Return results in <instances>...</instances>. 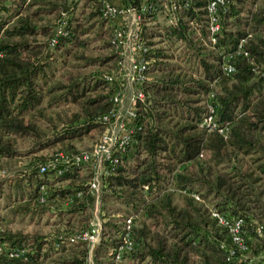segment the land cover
Segmentation results:
<instances>
[{"label": "trees", "instance_id": "16d2710c", "mask_svg": "<svg viewBox=\"0 0 264 264\" xmlns=\"http://www.w3.org/2000/svg\"><path fill=\"white\" fill-rule=\"evenodd\" d=\"M110 2L139 11L148 62L130 141L102 177L110 192L101 199L123 205L136 224L128 260L115 261L119 224L102 205L108 228L90 263L264 264L257 256L264 240L255 230L261 224L264 232V0L218 4L213 42L206 0ZM101 6L102 0H0L1 161L57 143L70 148L71 140L100 130L97 116L110 107L117 85L103 77L115 53ZM225 59L230 72L222 70ZM209 106L213 128L199 125ZM20 140L29 141L24 152ZM37 162L19 178L26 187L14 211L31 219L49 207L55 225L50 233L28 235L0 224L3 246H25L22 256L0 252V264H89L83 242L55 246L57 232L84 228L89 219L93 194L77 175L79 166L48 179L37 174ZM40 182L52 183L43 202ZM3 193L0 184L7 206ZM211 209L227 222L242 219L244 249Z\"/></svg>", "mask_w": 264, "mask_h": 264}, {"label": "built area", "instance_id": "2783aa9c", "mask_svg": "<svg viewBox=\"0 0 264 264\" xmlns=\"http://www.w3.org/2000/svg\"><path fill=\"white\" fill-rule=\"evenodd\" d=\"M223 0H206V8L209 17L210 40H215L214 32L219 28L217 21V6ZM102 14L110 20L111 23V43L118 59L127 58V64L123 65L118 60L117 72L125 78V82L130 86L129 101L123 110V83L121 80L116 81V76L112 72H104L103 77L111 81H116L117 85L110 94V107L101 112L97 119L101 122L103 128L99 133L96 141L88 149L80 150H63L57 149L50 153L43 160L37 162V174L48 179L62 174L65 170L71 169L73 166H92V175L86 181L87 188L90 192H97L102 177L108 173L113 164L117 161V155L124 151L126 144L130 141L132 132L131 120L133 119L134 107L137 100H141L144 96L142 84L145 80V67L148 59L145 57L147 46L141 39L140 13L133 7L123 6L112 3L108 0H102ZM56 32H62L60 26L56 27ZM54 37H51L49 44L52 45ZM240 42L236 46V52H241ZM222 70L230 72L233 66L226 59L223 62ZM212 108L209 106V113L206 114L199 125L208 128L216 127V122L211 114ZM222 132V128H217ZM51 176V177H50ZM52 183L40 182L37 187V200L43 202L48 193V187ZM80 190L75 195H79ZM197 198V195L193 193ZM217 223L226 225L231 234L232 240L242 249L245 248L243 240L239 235L241 218H235L232 222H227L223 214L218 213L214 209L210 210ZM103 226L100 220L94 216L88 222L86 227L73 230L70 232L60 230L57 232L55 246L64 244H72L83 242L91 247L96 243L102 231ZM256 232L260 234L263 230L261 224L256 225ZM134 246L132 236V216H125L120 225L118 232V241L112 248V257L115 261H120L129 256ZM5 252L8 256H22L25 254V246H15L7 248L0 243V252ZM233 252L228 247L227 253Z\"/></svg>", "mask_w": 264, "mask_h": 264}, {"label": "rangeland", "instance_id": "374dc122", "mask_svg": "<svg viewBox=\"0 0 264 264\" xmlns=\"http://www.w3.org/2000/svg\"><path fill=\"white\" fill-rule=\"evenodd\" d=\"M108 1H114L118 2V0H108ZM159 18V17H158ZM158 20L161 21L159 18ZM157 20V21H158ZM154 22V24L160 23ZM160 25H154L152 28L158 30ZM158 27V28H157ZM157 39V38H156ZM112 50L114 52V48L112 46ZM115 53V52H114ZM118 56L115 53V57L113 61L110 63V65L105 68V70H102V72H112L116 76V81L121 80L123 83V110L126 108L128 105L129 101V95H130V86L128 83L125 82L124 76L121 74V72H117L118 69ZM119 62H122L123 65L127 64V58L125 59H120ZM101 72V73H102ZM99 73V72H98ZM115 81V82H116ZM114 84H112L113 86ZM103 126L101 124L100 130L97 131H89V133L82 135L81 137L71 140L73 147L67 148L65 146L60 145V143L55 144V146H50L45 149H42L41 151L31 152V153H22L19 154L16 158L11 159L10 161L3 162L0 160V184L2 185L3 188V196L9 194V199L7 200V206H4L3 203V197L0 199V214L3 217V223L0 221V224L10 230V232H21L23 234H28L31 235L33 234L34 231H40L42 233H48L49 231L52 230L54 227L55 223L52 222V220L56 219V215H53V212H50V209L48 210L49 207H45L46 210H44V213H41L39 217L36 215L33 216V218H29V215H24L23 217L20 218L19 211H14L17 208V204L21 202L20 198V192L23 191L26 187V184L24 183V179H19L20 176H22V173H26L25 170L30 168V165L34 162H37L38 160H43L45 157H47L50 153L54 152L57 149H63V150H80V149H88L92 146V144L96 141L99 133L101 132ZM62 144V143H61ZM18 149L21 152H24L28 146H29V141L27 140H20L17 143ZM45 156V157H44ZM44 157V158H43ZM43 158V159H42ZM92 166L90 165H85V166H79L77 168V175L80 176L81 178L84 179V181H87L90 176L92 175ZM44 179V178H43ZM103 178L100 180L99 188L97 192H91L92 195V201L90 202L89 205V219L87 220V224L90 220H92L95 217H97L100 220V223L102 226L108 228V224H104V221L106 219V216L108 215L111 218H115L114 221L116 220L119 224V229L121 225L122 219L127 216V212L123 210V205H121L118 202H113L109 200L104 201L102 198V194H105L106 192H110L109 189H105L104 185L105 183L102 182ZM104 184V185H103ZM7 191V192H6ZM175 201L179 202L180 194L176 193L175 195ZM109 197V196H107ZM106 197V198H107ZM110 198V197H109ZM17 205V206H16ZM105 205L106 208L109 210V212H113L112 214L108 213L106 216L101 215V206ZM118 208V209H117ZM117 209V210H116ZM0 215V216H1ZM121 220H120V219ZM47 221V222H46ZM113 222V221H112ZM134 224H136V220L133 219ZM132 222V223H133ZM86 224V225H87ZM79 228L78 226H74L72 229L75 230ZM71 229V230H72ZM118 229V230H119ZM259 236H261V239L264 240V232L263 230L260 232V234L257 232ZM98 242V241H97ZM94 243L91 247L87 245L86 243L84 244L88 248V261L90 260V251L91 249L97 244ZM264 242V241H263ZM5 246V245H4ZM260 254L257 256H264V245L262 246ZM245 255H249V253H246ZM128 258V257H126ZM124 260H128V259ZM89 264L90 261H89Z\"/></svg>", "mask_w": 264, "mask_h": 264}, {"label": "crops", "instance_id": "0c3cea01", "mask_svg": "<svg viewBox=\"0 0 264 264\" xmlns=\"http://www.w3.org/2000/svg\"><path fill=\"white\" fill-rule=\"evenodd\" d=\"M54 213V212H53ZM51 232V231H50ZM50 232H48V233H50ZM124 260V259H123Z\"/></svg>", "mask_w": 264, "mask_h": 264}]
</instances>
